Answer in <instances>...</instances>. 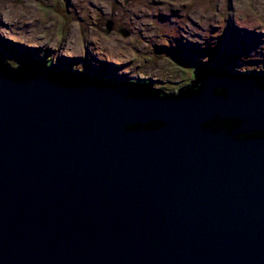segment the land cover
<instances>
[{"label":"water","instance_id":"water-1","mask_svg":"<svg viewBox=\"0 0 264 264\" xmlns=\"http://www.w3.org/2000/svg\"><path fill=\"white\" fill-rule=\"evenodd\" d=\"M22 67L0 59V264H264V80L200 67L160 97Z\"/></svg>","mask_w":264,"mask_h":264},{"label":"rangeland","instance_id":"rangeland-1","mask_svg":"<svg viewBox=\"0 0 264 264\" xmlns=\"http://www.w3.org/2000/svg\"><path fill=\"white\" fill-rule=\"evenodd\" d=\"M260 1L0 0L3 18L8 4L14 14L26 15L10 28L0 25V58L13 68L40 61L95 75L101 70L115 72L106 78L146 81L166 93L190 85L194 71L209 65L236 74L264 75V45L261 54L256 51L258 41L264 43ZM29 12L35 13L36 22L27 19ZM255 24L261 27L254 29ZM104 41L125 46L127 57L122 52L121 60L111 58ZM94 55L97 60L90 59ZM177 56H190L191 63L185 65Z\"/></svg>","mask_w":264,"mask_h":264},{"label":"flooded vegetation","instance_id":"flooded-vegetation-1","mask_svg":"<svg viewBox=\"0 0 264 264\" xmlns=\"http://www.w3.org/2000/svg\"><path fill=\"white\" fill-rule=\"evenodd\" d=\"M190 4L188 3L187 4V6H189ZM12 6V5H11ZM170 10H172V11H176V10H178V9H170ZM111 23V22H110ZM109 23V24H110ZM122 31L123 30H121L120 32L122 33ZM124 35V34H123ZM167 46H165V47H163V48H165V50H167V51H165V52H168L169 53V49H167L166 48ZM181 58H184L185 59V65L187 64V63H191V59L192 58H190V56H187V57H180V56H177V59H179V60H181ZM1 59V58H0ZM4 62V61H3ZM195 63H199V62H195ZM32 64H34V66H39V65H41V64H45V65H47L45 62H34V63H32ZM99 64H101V63H99ZM30 65V64H29ZM95 67H102V66H104V65H98V64H93ZM86 66H87V62H86ZM199 66H200V64H199ZM108 67V66H107ZM24 68V67H23ZM51 70H52V72L54 73V75L58 78V79H60L61 81H66V80H69V79H71V78H79L81 81H85V82H87V83H94V82H96V81H99V82H101V83H106V84H112V85H115V86H122V85H125V86H127L128 87V89H132L133 91L134 90H136V91H143V93H145V91L147 90V89H150L153 93H155V94H157V95H159L160 97H163L164 96V94H168V93H166L165 91H162V90H159V89H157V88H154L153 86H152V84H150V82H144V83H136V82H131V81H126V77H124L122 80H120V81H112V80H110V79H108V78H106V76L105 75H107V74H110V73H113V74H115V72H108V71H104V70H101V69H96V70H101V72H99V75H95V74H93V73H90V72H85V73H83V72H75V71H72V70H66V69H63V68H61V67H57V66H55V65H53V66H50L49 67ZM87 68H89L88 70L90 71V66H87ZM109 68V67H108ZM109 69H111V70H117V68L116 69H112V68H109ZM199 69V68H198ZM210 69V68H209ZM197 70V69H196ZM118 71V70H117ZM194 75V74H193ZM239 75H244V74H240L239 73ZM245 75H255V77H257L258 79H260V80H264V75L263 74H253V73H249V74H245ZM194 80H195V77H194ZM193 80V81H194ZM192 81V82H193ZM191 82V84L189 85V86H186V87H183V88H181L179 91H182V90H185L186 88H188L189 87V89H187V90H185V91H183V93L182 94H184V95H188V94H192L194 91H196V87H195V85L193 84ZM178 91V92H179ZM178 92H172V93H178ZM164 93V94H163ZM171 93V92H170ZM181 95V94H180Z\"/></svg>","mask_w":264,"mask_h":264},{"label":"bare ground","instance_id":"bare-ground-1","mask_svg":"<svg viewBox=\"0 0 264 264\" xmlns=\"http://www.w3.org/2000/svg\"><path fill=\"white\" fill-rule=\"evenodd\" d=\"M262 4H260L259 3V6L257 7V9H261L262 7L261 6H264V1L263 0H261L260 1ZM6 8H7V10L8 11H5V18H3V16L0 14V25H3L4 26V24L5 25H9V28H10V26H13L14 25V22H16L19 18H24L26 15H24V14H22V11H20L19 13L18 12H16L15 14L13 13V9H12V6L10 5V4H8L7 6H6ZM30 13V12H29ZM241 15H243V14H241ZM27 19L28 20H31V21H33V22H36V20L37 19H35L36 18V16H35V13L33 12H31L30 14H28L27 15ZM4 22H6V23H4ZM31 23V22H30ZM29 23V24H30ZM31 25V24H30ZM1 27V26H0ZM242 27H245V26H240V28H242ZM258 27H261V25L260 24H255V25H253V28L255 29V28H258ZM243 29H245V28H243ZM260 33H263L264 34V29L262 30V31H260ZM237 34V33H236ZM19 35H20V33H19ZM264 36V35H263ZM19 37V36H18ZM29 37H32V36H29ZM13 38H16V36H13ZM232 42H233V40H232ZM70 43V42H69ZM256 44H257V42H255ZM254 43V44H255ZM258 43H259V45L257 46V49H256V51H257V53H258V55L259 54H261L262 53V51H263V49H262V45H264V43H263V41H258ZM77 45H79L78 44V41H77ZM104 45H105V48H106V50H108V53L111 55V58H113V59H117V60H121L122 59V56L120 55V53H122L123 52V55L125 56V57H127V55H128V52H126V47L125 46H123V45H120V44H118V43H116V42H108V41H104ZM255 51V47H254V49H252V53ZM130 55V54H129ZM90 59L91 60H97L96 58H95V55L94 56H92V57H90Z\"/></svg>","mask_w":264,"mask_h":264},{"label":"trees","instance_id":"trees-1","mask_svg":"<svg viewBox=\"0 0 264 264\" xmlns=\"http://www.w3.org/2000/svg\"><path fill=\"white\" fill-rule=\"evenodd\" d=\"M10 67V66H9ZM215 67H217V66H210L209 65V67H207V69H216V70H220V71H226L225 69H217V68H215ZM11 69H15V70H24V68L23 67H18V68H13V67H11ZM227 73H229V74H233V75H237L236 73H232V72H229V71H226ZM245 75V74H244ZM253 76H255V75H253Z\"/></svg>","mask_w":264,"mask_h":264}]
</instances>
